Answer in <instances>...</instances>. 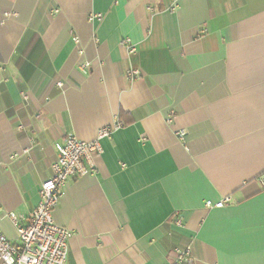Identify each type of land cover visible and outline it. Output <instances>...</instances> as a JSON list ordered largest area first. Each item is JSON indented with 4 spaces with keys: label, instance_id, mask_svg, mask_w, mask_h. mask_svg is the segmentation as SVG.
I'll use <instances>...</instances> for the list:
<instances>
[{
    "label": "crops",
    "instance_id": "1",
    "mask_svg": "<svg viewBox=\"0 0 264 264\" xmlns=\"http://www.w3.org/2000/svg\"><path fill=\"white\" fill-rule=\"evenodd\" d=\"M177 4L0 0L6 238L7 214L40 201L55 143L107 129L53 210L66 264H174L186 248L192 264H264V0Z\"/></svg>",
    "mask_w": 264,
    "mask_h": 264
},
{
    "label": "built area",
    "instance_id": "2",
    "mask_svg": "<svg viewBox=\"0 0 264 264\" xmlns=\"http://www.w3.org/2000/svg\"><path fill=\"white\" fill-rule=\"evenodd\" d=\"M177 7V0H171L169 10L175 11ZM120 46L126 48L129 53L134 50L127 38L120 42ZM139 74L138 69H131L127 72V78L132 80ZM55 84L63 87L62 82L57 81ZM167 122L171 120L168 119ZM108 134L107 129H101L96 139L91 141L69 136L55 143L56 159L51 165L52 175L50 180L42 183L39 188L40 201L37 206L27 218L14 213L7 214L15 229L16 239L9 240L0 230V264H66L71 233L54 222L53 210L68 179L78 178L90 172L93 156L101 152L99 139ZM176 135L182 141L185 131L179 130ZM229 201L230 198L225 197L216 203L206 201L204 205L206 208H221ZM177 253L178 259L174 264H192L190 248L179 250Z\"/></svg>",
    "mask_w": 264,
    "mask_h": 264
}]
</instances>
